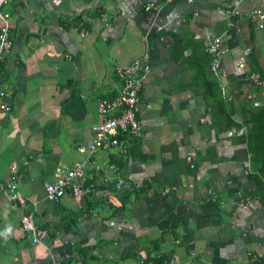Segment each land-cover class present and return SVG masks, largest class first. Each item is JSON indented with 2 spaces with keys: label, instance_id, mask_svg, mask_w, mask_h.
I'll return each mask as SVG.
<instances>
[{
  "label": "crops",
  "instance_id": "obj_1",
  "mask_svg": "<svg viewBox=\"0 0 264 264\" xmlns=\"http://www.w3.org/2000/svg\"><path fill=\"white\" fill-rule=\"evenodd\" d=\"M1 10L13 45L0 64L11 106L0 113V183L16 163L24 201L0 189V264H264V195L250 179L243 129L214 110L212 90L264 103V18H254L264 0H21ZM214 35L228 49L222 78L205 51ZM143 55L141 135L124 152L92 155L107 183L87 169L91 194L48 200L54 168L89 158L97 98L121 85L116 67ZM23 216L47 238L32 243Z\"/></svg>",
  "mask_w": 264,
  "mask_h": 264
},
{
  "label": "built area",
  "instance_id": "obj_2",
  "mask_svg": "<svg viewBox=\"0 0 264 264\" xmlns=\"http://www.w3.org/2000/svg\"><path fill=\"white\" fill-rule=\"evenodd\" d=\"M21 0H0V64H2L11 53L12 40L10 38V13L2 11V6ZM147 9L149 6L146 7ZM254 18L263 19L264 12L254 11ZM101 19L107 22L105 15ZM223 45L221 37L214 35L208 38L205 51L210 56V69L218 78L225 76V70L222 66L221 57L227 52ZM151 71L147 55L134 58L126 65L116 67V74L121 80L118 93L115 97L97 98V122L92 127L93 140L88 145L89 158L85 162H75L71 165H58L52 172V180L44 183L45 197L50 201H58L64 195L81 196L91 194L95 186L92 182L86 180V170L92 169L95 172H101L102 180L107 183L109 176L106 171L91 157L100 150H110L117 147L120 151H126L128 139H135L141 135V124L136 116L139 104V91L143 85V79ZM251 78L257 83H261L257 74H252ZM220 89L225 91L223 83H219ZM6 90L0 88V113H8L11 110L10 104L5 100ZM229 99V97H228ZM118 135H121L119 137ZM28 160L23 163L27 164ZM108 169L115 170L113 165ZM20 182V175L16 163L10 165L9 178L5 183H0V189L4 190L9 201L23 202V198L18 194L17 189ZM125 179L117 177L116 187L126 186ZM139 188L140 185H134ZM168 188L160 190L161 194H167ZM244 208L245 204H241ZM24 227L33 233L32 243H40L48 236L47 229L35 228L28 216H23L21 220ZM170 259L168 264H172ZM55 264H60L56 262Z\"/></svg>",
  "mask_w": 264,
  "mask_h": 264
},
{
  "label": "trees",
  "instance_id": "obj_3",
  "mask_svg": "<svg viewBox=\"0 0 264 264\" xmlns=\"http://www.w3.org/2000/svg\"><path fill=\"white\" fill-rule=\"evenodd\" d=\"M260 77L264 78L261 75ZM212 90L215 99L213 104L214 110L222 113L228 123L231 124V127L235 128L236 131L243 129V132L239 136V141L247 145L250 165L253 169L250 179L256 184L257 191L264 195V103L255 105L250 99L239 97L240 95H235L236 97L231 96L230 99L224 100L225 98L221 96L216 83L212 85ZM236 100L238 109L234 106ZM235 116H240V121H236ZM118 136L121 137V135ZM145 184L143 183L139 188L134 186L132 188L133 193L143 191L146 188ZM174 219V215H172L171 220L169 216L160 226L162 229H167L170 227V222L173 226ZM155 244L153 243L154 247ZM145 262H148L147 259Z\"/></svg>",
  "mask_w": 264,
  "mask_h": 264
},
{
  "label": "bare ground",
  "instance_id": "obj_4",
  "mask_svg": "<svg viewBox=\"0 0 264 264\" xmlns=\"http://www.w3.org/2000/svg\"><path fill=\"white\" fill-rule=\"evenodd\" d=\"M242 133V130L240 131V134Z\"/></svg>",
  "mask_w": 264,
  "mask_h": 264
}]
</instances>
